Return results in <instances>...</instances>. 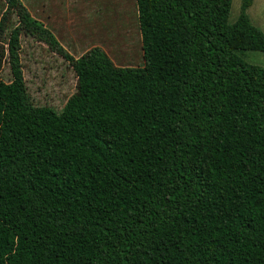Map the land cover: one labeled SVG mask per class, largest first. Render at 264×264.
<instances>
[{"label": "trees", "instance_id": "trees-1", "mask_svg": "<svg viewBox=\"0 0 264 264\" xmlns=\"http://www.w3.org/2000/svg\"><path fill=\"white\" fill-rule=\"evenodd\" d=\"M1 1L0 264H264V69L243 60L264 53L254 0L232 24L231 0H134L142 68L99 48L74 59ZM21 35L76 76L60 115L27 93Z\"/></svg>", "mask_w": 264, "mask_h": 264}, {"label": "rangeland", "instance_id": "rangeland-1", "mask_svg": "<svg viewBox=\"0 0 264 264\" xmlns=\"http://www.w3.org/2000/svg\"><path fill=\"white\" fill-rule=\"evenodd\" d=\"M31 17L41 23L74 59L92 48H99L118 68H142L143 53L134 0H20ZM242 0H231L228 22L234 23ZM4 4L0 0V16ZM251 24L264 34V0H254L247 10ZM15 22L11 18L6 30ZM4 37V38H5ZM20 63L24 85L37 108L60 115L74 94L76 76L61 57L43 43L20 36ZM247 64L264 69V53L249 51ZM1 79L9 83L10 72L4 62Z\"/></svg>", "mask_w": 264, "mask_h": 264}]
</instances>
